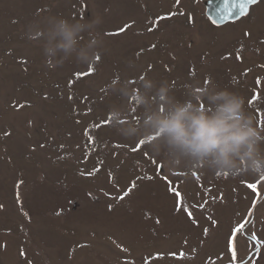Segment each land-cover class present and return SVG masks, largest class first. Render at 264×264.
Listing matches in <instances>:
<instances>
[{
	"label": "rangeland",
	"instance_id": "rangeland-1",
	"mask_svg": "<svg viewBox=\"0 0 264 264\" xmlns=\"http://www.w3.org/2000/svg\"><path fill=\"white\" fill-rule=\"evenodd\" d=\"M205 1L0 0V264H264V175L170 172L101 123L146 75L227 86L264 128V0L223 25ZM46 15L100 16L101 59L47 67Z\"/></svg>",
	"mask_w": 264,
	"mask_h": 264
},
{
	"label": "clouds",
	"instance_id": "clouds-1",
	"mask_svg": "<svg viewBox=\"0 0 264 264\" xmlns=\"http://www.w3.org/2000/svg\"><path fill=\"white\" fill-rule=\"evenodd\" d=\"M102 22L100 16L46 15L30 21L25 36L39 44L49 68L87 65L104 50ZM109 87L119 101L109 107L111 126L126 140H143L170 172L199 166L221 176L264 175V128L240 93L211 80L178 89L146 75L135 83L113 80Z\"/></svg>",
	"mask_w": 264,
	"mask_h": 264
},
{
	"label": "snow or ice",
	"instance_id": "snow-or-ice-1",
	"mask_svg": "<svg viewBox=\"0 0 264 264\" xmlns=\"http://www.w3.org/2000/svg\"><path fill=\"white\" fill-rule=\"evenodd\" d=\"M260 0H221V6L217 9V14L220 17V20L223 21H235L240 19L243 16H246L248 14V9L251 5L259 3ZM79 15V14H78ZM213 24H216L217 22L215 20L212 21ZM129 27L128 25H125V28ZM124 29H121L123 31ZM111 35V33H110ZM245 35H249L248 33H245ZM101 59L100 56L96 57V60L99 61ZM142 78V77H140ZM204 84L209 83V81L205 80L203 81ZM101 123L106 124V126H111V117H108L107 121H102ZM95 127L100 128L101 124H96ZM89 140H92V137H89ZM133 144V150L134 151H140L142 152L144 147H146V143L143 140H133L131 141ZM136 145H139L140 147L137 148ZM63 147V146H61ZM157 160H160V158H157ZM98 171V169H94L93 172L88 173V175H93L94 172ZM179 178V177H177ZM147 179H152V177H147ZM136 186L135 183L132 184L131 187L127 189V191L123 192V195L119 197V199H123L125 196L129 195V193L132 191V188ZM250 188H255V184L248 185ZM109 210H111L112 205H109ZM179 210V209H178ZM156 223H159V220L156 221ZM229 235H231V230ZM229 249V241L226 239L225 241V250L227 251ZM236 253L235 248L232 247L231 255L229 256L230 260L235 259Z\"/></svg>",
	"mask_w": 264,
	"mask_h": 264
},
{
	"label": "water",
	"instance_id": "water-1",
	"mask_svg": "<svg viewBox=\"0 0 264 264\" xmlns=\"http://www.w3.org/2000/svg\"><path fill=\"white\" fill-rule=\"evenodd\" d=\"M206 4V14L208 15V17L213 21L215 20L217 23V25H223L226 24L228 22H231V20L229 21H223L220 20L219 15L217 14V9L221 6V0H206L205 1ZM255 5V4H254ZM254 5H251L248 9V14L250 13L252 7ZM247 14V15H248ZM244 17V16H243ZM242 18V17H241ZM240 18V19H241ZM239 20V19H238ZM236 21V20H235Z\"/></svg>",
	"mask_w": 264,
	"mask_h": 264
}]
</instances>
